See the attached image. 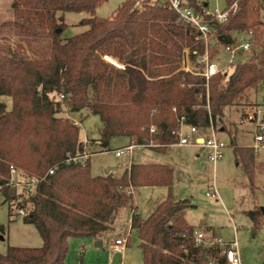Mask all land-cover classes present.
I'll use <instances>...</instances> for the list:
<instances>
[{
    "label": "trees",
    "instance_id": "16d2710c",
    "mask_svg": "<svg viewBox=\"0 0 264 264\" xmlns=\"http://www.w3.org/2000/svg\"><path fill=\"white\" fill-rule=\"evenodd\" d=\"M106 1L12 0L10 19L0 23V97L11 101L10 109L0 101V196L11 222L18 216L13 204L24 195L8 185L9 167L38 180L33 192L24 191L19 210L25 212L22 223L32 225L41 239L35 248L8 245L0 264H67L73 239L106 245L121 231L136 233L142 264H228L219 244L195 245L196 229L215 237L203 225L186 221L194 205L172 197L168 166L131 165L120 176L112 171L92 176L91 155L84 164L67 162L86 152L78 125L63 117V107L69 113L87 108L99 118L103 148L112 138L124 137L137 143L152 139L166 150L176 142L173 131L180 118L186 125H212L224 132L225 110L247 102V93L264 82V0H224L226 8L235 3V11L223 23L205 18L214 26V43L207 47L199 32L178 22L161 0H123L110 17H96ZM184 1L197 12L204 6ZM66 13L90 15L78 23L86 29L62 37ZM233 32H251L248 54L232 65L230 74L206 80L200 58L205 53L216 58L219 47L234 42ZM184 50L189 72L181 70ZM104 56L125 69H114ZM151 124L156 128L152 136ZM229 131L235 161L252 187L253 149L238 147ZM159 186L168 188L166 198L142 216L130 187ZM258 217L256 208L254 222Z\"/></svg>",
    "mask_w": 264,
    "mask_h": 264
},
{
    "label": "rangeland",
    "instance_id": "374dc122",
    "mask_svg": "<svg viewBox=\"0 0 264 264\" xmlns=\"http://www.w3.org/2000/svg\"><path fill=\"white\" fill-rule=\"evenodd\" d=\"M123 0H107L95 11V16L99 18H108L117 9ZM207 3L210 9L224 8V0H199ZM8 3V5H6ZM11 0H0V23L11 17ZM87 13H66L64 23L67 29L62 37H70L83 32L86 28L78 26V23L88 18ZM232 37L238 43H241L246 35L243 32H233ZM184 58V57H183ZM240 57L234 61L233 65ZM182 60V59H181ZM228 55L222 47L218 49L216 65L218 69H226V73L232 72V66L226 67ZM7 108H11L9 98L0 97ZM261 105L264 110V82L256 90L250 93L247 102L241 101V104L233 106L226 110L223 124L224 132L219 134L220 139L227 142L228 147L224 151L222 159L215 165L210 164L206 159V149L203 147H180L174 146L168 154L154 155L144 151H135L133 153L134 162H157L166 163L173 168V184L171 195L176 200L187 199L195 206L188 209L185 214L186 221L198 227L203 225L210 228L217 241L229 244L236 243V248L240 264H261L264 261V218L258 217L255 222L253 214L256 208L264 207V148L255 155V170L252 187L249 186V180L243 173L241 165L235 161L233 149L230 145V128L236 127V145L241 148H251L254 144L252 134L253 126L249 123L240 124V111L249 110L253 105ZM64 108L63 117L77 122L79 127V140L85 143V152L90 157V172L92 176H104L108 169L119 167L121 170L126 157L117 158L114 155L116 149L125 146L128 140L124 137H114L109 141L108 147L95 143L100 138L102 124L97 116H94L85 108L79 113H69ZM73 121V122H74ZM184 134H187L186 127L182 128ZM233 135V134H232ZM127 166V165H126ZM21 176L27 175L19 170ZM120 176V174L118 175ZM214 188L217 198L207 197L206 194ZM25 190L17 189V195H24L13 204V214H17L20 209L19 204L27 195ZM29 192H33V189ZM168 194L166 187L149 189H139L132 197L142 216H146L154 207L150 202L163 201ZM135 195V196H134ZM30 206L26 207V212ZM22 217L15 215L9 222L8 205L2 203L0 196V225L4 226L5 234L0 236V253L6 251V247H26L34 248V245H41L40 237L32 225L22 223ZM127 232L121 231L116 238L124 236ZM206 235V234H205ZM2 237V238H1ZM91 239L81 238L73 239L70 243L72 257L78 260V252L81 247L84 253L94 261L95 256L100 260L108 255V247L104 244V249L94 247ZM204 248V247H203ZM123 259V260H122ZM119 260L116 256L114 262ZM123 264H142L141 255L138 251V239L136 233L132 231L128 235V244L124 255L121 258Z\"/></svg>",
    "mask_w": 264,
    "mask_h": 264
},
{
    "label": "built area",
    "instance_id": "2783aa9c",
    "mask_svg": "<svg viewBox=\"0 0 264 264\" xmlns=\"http://www.w3.org/2000/svg\"><path fill=\"white\" fill-rule=\"evenodd\" d=\"M165 2L168 7L176 14L177 21L195 28L199 34L200 39L204 42L207 47L209 42L212 41V36L214 33V26L208 23V20L205 19L210 17L218 23L225 22L231 13L235 11L236 4H232L229 7H224L223 9L214 8L209 9L205 5L201 6L200 12L194 10L188 3L184 0H161ZM246 37L241 42L238 43L236 40L230 45L223 46L224 52L228 55L227 68L231 67L237 57L242 58L246 56L251 47V32L245 33ZM184 57V58H183ZM217 58V57H216ZM216 58H209L207 53H205L199 60V63L204 66L202 75L208 80L210 77L214 76L217 73H224L226 71L218 69L215 61ZM103 61L113 67L116 70H124L125 66L115 60L110 56H104ZM181 70L184 72H189V61H188V51L184 50L181 60ZM57 101H62L63 96H56ZM174 111V108L172 109ZM240 124L249 123L253 126L251 131L254 144L251 147L253 151L258 152L260 149L264 148V110L261 106H254L249 110H246L240 116ZM186 127L187 134H184L182 128ZM143 129V128H142ZM148 133L150 136L156 134V128L154 125H150L148 128ZM173 134L176 136V142L170 146H193V147H203L206 149V159L210 164L215 165L218 163L223 155L225 149L228 147L227 142L223 139H220L219 132L214 129L212 125L207 128H198L191 125H186L184 123V118H180L176 129L173 131ZM165 147V145L158 144L154 140H149L147 143H137L134 140H131L126 146L115 150L114 155L116 157H126L127 166L130 167L133 160V153L135 151H143L150 149H158ZM167 147V146H166ZM89 155L84 153L81 156H76L69 158L67 162H78L84 164ZM53 174V170L49 171V175ZM38 180L34 177H23L20 175L19 170L14 166L9 167V180L8 185L14 189H23L25 191L32 190ZM129 193L133 195V189L130 187ZM207 197L217 198V193L214 188L206 194ZM18 216H24V210L17 211ZM194 243L196 246L200 247H210L213 244H219L221 248H224V256L228 264H240L236 243L224 244L216 239L205 235L200 230L196 229L193 232ZM128 232L122 237L112 239L108 248L111 252L123 255L127 246Z\"/></svg>",
    "mask_w": 264,
    "mask_h": 264
},
{
    "label": "crops",
    "instance_id": "0c3cea01",
    "mask_svg": "<svg viewBox=\"0 0 264 264\" xmlns=\"http://www.w3.org/2000/svg\"><path fill=\"white\" fill-rule=\"evenodd\" d=\"M12 1V0H11ZM198 1V3L199 4H204L207 8H209V5L207 4V3H204V2H200L199 0H197ZM6 5H8V3L6 4ZM9 6V5H8ZM210 9V8H209ZM232 35V34H231ZM224 71H226V69L224 70ZM252 91H249L248 93H247V97H248V99H249V97H250V93H251ZM248 101V100H247ZM254 106H261V105H257V104H255V105H253V107ZM229 109V108H228ZM227 110V109H226ZM226 110H225V112H226ZM245 110H241L240 111V116L242 115V113L244 112ZM225 112H224V116H225ZM72 120V119H71ZM72 121H74V120H72ZM75 122V124H77V122L76 121H74ZM231 132H232V134L234 135V141H235V143H236V127L235 126H233V127H231ZM220 133H222V132H219V134ZM250 134H251V131H250ZM230 138V137H229ZM127 140H128V142H127V144H129L130 142H131V140L130 139H128V138H126ZM98 140H99V138L96 140V142L95 143H98V144H100V142H98ZM126 144V145H127ZM125 145V146H126ZM124 147V146H123ZM172 147H174V146H170V147H168L166 150H162V149H160V148H158V149H150V150H146L148 153H151V154H154V155H163V156H165L166 154H168L169 153V151L171 150V148ZM122 148V147H121ZM119 149V148H118ZM227 149V148H226ZM225 149V150H226ZM233 149V148H232ZM117 150V149H116ZM144 151V150H143ZM139 152H141V151H139ZM118 158V157H117ZM119 158H121V157H119ZM167 163V162H166ZM165 162L164 163H155V162H143V163H139V162H134V157H133V160H132V163H131V165H135V166H142V165H166V166H168L169 168H171V170H172V175H173V168L170 166V165H168V164H166ZM127 165V160L125 161V164L123 165V168L120 170L119 169V167H116L115 169L113 168V169H108V171H107V173L108 172H110V171H112V173L115 175V176H118L119 174L121 175L122 174V172L125 170V168L127 167L126 166ZM172 182H173V180H172ZM173 184V183H172ZM162 187H165V186H159V187H140V188H135L134 190H133V194L135 193H137V191L139 190V189H149V190H152V189H155V188H162ZM167 188V187H166ZM168 189V188H167ZM171 189H172V185H171ZM135 196V195H134ZM191 202V201H190ZM157 203H159V201H154V202H150L149 203V205L151 206H153V205H155V204H157ZM133 204H135V201H134V199H133ZM192 204V203H191ZM193 205V204H192ZM195 207V206H194ZM204 229H207L208 231V233L209 234H211L212 236H214V234H213V232L210 230V228H208V227H205L204 226ZM89 239H91V241H92V243H91V245L92 244H94V247L95 248H98V249H104V247H103V245L104 244H102L101 243V246L100 247H97L96 246V241L95 240H93L92 238H89ZM41 240V239H40ZM109 244V243H108ZM108 244H106V246L108 247ZM35 247H39V245H34ZM41 246V245H40ZM34 247V248H35ZM108 250H109V248H108ZM126 250V249H125ZM72 255V252H69L68 253V255H67V260H66V262H67V264H123L122 262H121V258H122V256L124 255H119V254H116V253H113V252H111L110 250H109V253H108V255L107 256H105V259H102V260H100V258H99V256H95V259H94V261H92L91 260V257H89V255L88 254H85L84 253V249H83V247H81L80 249H79V252H78V260H75L74 259V257H72L71 256ZM116 256H119V260L117 261V262H114V260H115V258H116ZM123 260V259H122Z\"/></svg>",
    "mask_w": 264,
    "mask_h": 264
},
{
    "label": "water",
    "instance_id": "95a60500",
    "mask_svg": "<svg viewBox=\"0 0 264 264\" xmlns=\"http://www.w3.org/2000/svg\"><path fill=\"white\" fill-rule=\"evenodd\" d=\"M210 43L213 44L214 42L211 41ZM114 169H115V168H114ZM259 211H260L262 217L264 218V207H261V208L259 209ZM96 246H97V247H100V246H101V242H100V241L96 242Z\"/></svg>",
    "mask_w": 264,
    "mask_h": 264
}]
</instances>
